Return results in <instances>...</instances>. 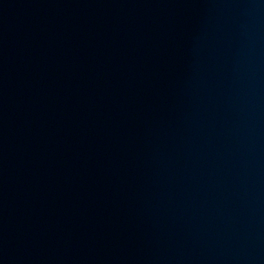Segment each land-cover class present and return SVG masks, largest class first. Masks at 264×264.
I'll list each match as a JSON object with an SVG mask.
<instances>
[{
  "label": "water",
  "instance_id": "obj_1",
  "mask_svg": "<svg viewBox=\"0 0 264 264\" xmlns=\"http://www.w3.org/2000/svg\"><path fill=\"white\" fill-rule=\"evenodd\" d=\"M0 264H264V0H0Z\"/></svg>",
  "mask_w": 264,
  "mask_h": 264
}]
</instances>
